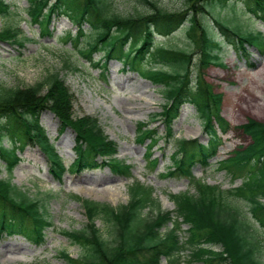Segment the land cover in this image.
<instances>
[{"label":"rangeland","instance_id":"rangeland-1","mask_svg":"<svg viewBox=\"0 0 264 264\" xmlns=\"http://www.w3.org/2000/svg\"><path fill=\"white\" fill-rule=\"evenodd\" d=\"M4 1L12 6L13 12L9 16L0 17V29L6 25H11L19 31L16 39L12 37L0 39V81L7 86H29L45 79L52 73H57L73 93L74 115L81 116L85 114L96 117L105 134L117 143V156L128 163L134 164L132 175L145 184L154 187L153 196L159 201L160 210H171L172 219L176 221L168 223L162 231L171 227L173 223L176 224L175 222H178L179 217L181 224L176 225L178 227L177 231L180 239L185 240L189 229L188 221L193 225L195 224L192 220L198 223L195 214H202L201 217L206 219L203 213L206 214L207 207H205V210L202 209L199 213H196L195 207L190 204V208L186 211L187 214H183L178 210L177 204L175 205L170 201L171 198L168 194L183 192L190 188L191 184L188 176L178 172L167 177L161 175L165 169L172 167L169 165L170 160L167 156L172 151V143L164 146L165 155L160 149H154L153 156L158 157L159 162L157 167L151 170L147 167L145 159L142 158L145 143L137 144L133 141L137 121H149L153 117L157 118L156 114L161 110V105L163 103L168 104L173 94H176L177 97L176 85L174 90L164 95L156 84L140 77L136 70L123 69L121 63L116 59L108 62L103 78L99 73V69L91 66L93 62L86 61L84 57L79 55L80 53L77 50L79 45L83 48L86 46L84 42L87 35L92 33L91 27H95V22H99L100 19L99 28L96 27L98 36L105 35L112 28H116V31L125 32L128 31L131 24L124 28L121 27V23L132 20L118 21L113 19V16L130 18L131 15H134L139 19L140 14L147 13L155 5L149 4L148 0H107L110 4L107 16L105 10L103 12V8L98 9L97 14L99 16L97 18L91 16L85 20L84 15L82 19L84 30L81 29V32L85 36V41L83 42L80 39L76 42L69 40L75 34L77 28V24L69 15L63 14L54 17L49 26L54 28L53 36L49 38L42 37L39 34L38 25L31 22L27 16L28 0ZM95 1L96 3L101 2V0ZM151 1H155L160 7L171 11L184 9L186 4V0ZM244 2L245 0H213L205 8L207 13H202L200 10L197 14L199 25L206 27L211 37L220 42L221 49L219 51L213 50V52L218 53L222 63L211 64L199 70L202 77L201 80L198 78L196 83L202 81L204 84H209L208 87L212 89H209L211 95L218 97V114L224 121L230 123L231 130L223 135L222 144L218 148L217 155L210 159L212 165L205 169L200 165H195L192 168V174L195 176L205 174L207 180L211 184H218L221 191L240 184V179H231L224 171L217 170L215 167L216 160L228 156L240 146L247 145L250 132H245L244 129H246L248 123H252L250 118L264 119V55L255 48L256 44L254 42L253 45L245 44L246 53L239 52V48L229 37L231 35H246L264 41V38L258 35V31L264 34V25L258 17L247 22L248 14L244 9ZM262 2L264 3V0ZM189 17L190 14H187L184 23L166 37H163L165 32H162L160 28L150 30V27L154 24L148 19L149 48L156 50V54L151 50L148 58L145 57L144 60L147 61L153 58L155 54V56L159 55L163 63L167 62L168 65L177 66L180 63L178 58L180 56L176 53V48L170 47L173 53H168L171 52L168 50L155 49L152 37L156 36L157 41H161L164 45L188 46V30L191 25L190 20H192ZM211 17L217 18L224 24L222 26L223 30L214 25L213 22L211 23ZM239 28L243 30V33L240 32ZM68 34L69 37H65ZM119 37L115 36L116 39ZM137 38L139 42L140 36ZM158 52H163V54ZM100 55L101 52L97 51L92 54L94 59H98ZM200 56L201 51H197L196 48L189 53L188 59L190 61L187 62V76L189 73L192 85L196 84L192 77L197 78L195 76L196 70L192 73V69H195L199 64ZM180 59L183 63L184 60L181 57ZM187 95L194 98L191 93ZM221 98L222 100H220ZM198 104L201 105L199 114L191 104L185 103L182 106L178 118L173 123V132L177 138H197L200 142H206L207 137L202 132V113L205 109L202 97L198 99ZM40 122L51 141L55 142V146L63 160L68 164L74 155L72 149L74 145L73 131L69 128L64 129L62 132L59 131L60 124L57 118L48 110L42 112ZM153 125H156L160 132L163 131V126L159 121L153 123ZM236 125L239 129H235ZM159 144H162V142H159ZM243 149L245 150V148ZM18 154L20 161L11 172V182L31 195H44L46 192L54 194L46 200L47 213L53 225L45 230V242L41 245H34L21 235L1 234L0 264H71L64 254L76 258L79 254V248L71 244L66 237L59 233V230L62 228H80L84 222V215L79 200L72 198L70 194H75L81 199L107 202L116 206L127 202L128 180L114 175L106 167H102L96 170H80L79 172L67 171L61 181L57 182L49 175L47 160L40 153L37 146L27 145ZM1 175L6 176L5 171ZM85 176L89 179L100 178L102 180L100 183L93 180H80ZM260 178L258 187H264V174L260 173ZM251 184H254V182H250ZM93 188H96V190ZM256 197L260 196L257 195ZM237 202L243 208L246 207L245 203L238 200ZM154 212L155 208L143 210V213L147 216ZM207 213L210 215V212ZM249 220L256 231L263 234V254L257 257L259 254L255 252L243 253L245 260L242 263L241 256H235L232 253V249L227 246L224 238L217 239V242L213 244L205 241L213 249L212 252H221L218 255L219 257L216 256L217 264H264V229L260 228L254 220L250 218ZM96 222L97 225H101L100 220H96ZM198 227L201 232H204L201 226ZM103 228L107 230L108 225L106 224ZM158 236V230H153L150 233L152 242L156 241ZM202 252L208 256L213 254L210 251L204 252V249H202ZM178 256L181 263L188 264L192 258L190 247L181 248ZM195 262L193 261L191 264ZM161 264H169V261L167 258L161 257Z\"/></svg>","mask_w":264,"mask_h":264},{"label":"trees","instance_id":"trees-1","mask_svg":"<svg viewBox=\"0 0 264 264\" xmlns=\"http://www.w3.org/2000/svg\"><path fill=\"white\" fill-rule=\"evenodd\" d=\"M186 3L185 10L191 9L194 12L196 7L200 10L204 9L203 0H187ZM47 4L50 5L48 10L56 8L68 9L70 12L73 10V17L76 20L81 19V15L83 16L85 12H99V8H103V12L105 10L107 16L110 9L107 0H101L99 3H96L95 0H55L51 4L50 0H31L30 14L33 21L38 20L39 14ZM154 7V12L157 13L155 15L163 11L156 6ZM53 11L50 10V12ZM7 13L8 5L0 0V15L5 16ZM105 14L103 13V15ZM160 15L163 17L161 23L170 28L173 26L174 18L179 17L181 12H165ZM113 17L118 21H127L125 17ZM43 18L42 22L49 18V15H45ZM191 18V26L188 31L196 42V46L198 45L199 48L203 46L205 58L201 61L205 64L212 57L210 55L212 49V45H209L210 38L203 26L199 27L201 33H197L196 19L193 16ZM121 24L124 25V22ZM15 32L10 26H4L0 30V39L15 38ZM144 50L145 48H142L141 51ZM141 51L135 53L140 55ZM137 55H135V59ZM188 61V58H185L184 62L177 66V69L185 70ZM184 75L177 73L175 77L177 85L180 84L179 87L177 86V90L179 88L177 100L182 95H187L185 90L187 83H185ZM161 77V80H169L165 75H161ZM199 92L205 106L203 113H206L205 116H207L205 130L214 137L216 132L207 113L209 115L213 114L214 118L220 123L223 122V119L217 114L218 97L211 95L209 89L204 86L199 88ZM72 100L73 94L57 74H51L46 80L24 87L6 86L0 82V159H2L3 166L8 174H11L14 165L18 161L16 151L22 149L27 143H35L47 154L56 176L60 175L62 165L59 157L53 146L48 142L43 127L39 125L37 119L39 113L44 109L54 112L62 126L68 125L75 130L78 157L73 166L78 168L92 167L94 165L92 158L95 154L110 156L111 152L114 151V147L106 140L97 120L87 115L74 118ZM172 109L174 111V108ZM173 111L166 108L164 116L167 118L172 117ZM251 121L252 123H248L245 130L250 128L247 132H250L256 138L255 142L262 145L254 152L258 155L264 152V126L262 127V124L253 119ZM5 140L8 145L4 144ZM182 151L185 154V161L182 165H189L196 160L198 155H205L208 150L203 145H195L194 141H186L182 143ZM117 170L124 172L119 167H117ZM129 194L128 203L117 207L93 200H82L88 220L87 223L79 229L62 230L70 243L79 246L81 250L77 258L67 257L71 264H160V255L173 257L179 251L180 246L177 237L170 234L159 239L155 244L151 243L150 231L160 229L168 221V215L160 211L155 217L142 216L144 208L157 205L151 190L135 183L130 186ZM47 196L49 195L47 194ZM98 218L108 225L106 232L110 234V239H107L104 232L96 225L95 221ZM27 219L30 224L26 223ZM50 223L42 197H32L16 187L11 182L10 177H0V234L18 233L32 242L40 243L44 239V229ZM210 225L214 234L225 239L227 246L232 249V253L235 256H241L243 263L245 260L243 253L246 252L243 250V245L235 239V234L232 232L226 233L218 224H213L211 220Z\"/></svg>","mask_w":264,"mask_h":264},{"label":"bare ground","instance_id":"bare-ground-1","mask_svg":"<svg viewBox=\"0 0 264 264\" xmlns=\"http://www.w3.org/2000/svg\"><path fill=\"white\" fill-rule=\"evenodd\" d=\"M152 5H153V4H152ZM153 6H154V5H153ZM152 8H153V7H152ZM246 20H247V22H249L248 19H246ZM160 47H164V48H165V47H169V44H167V45L161 44ZM162 49H163V48H161V50H162ZM172 71L175 72V71H177V70L174 68ZM178 71H179V74H181L182 69H179ZM156 72H158V73L160 72V67H156V68L154 67V68H152V69H150V70L147 71V73H156ZM81 179L84 180V181L93 180V181H95L96 183H100V182H101L100 179H93V178H92V179H89V178L86 177V176L83 177V178H81ZM93 189L96 190V188H93ZM214 208H215V210L219 211L217 207L214 206Z\"/></svg>","mask_w":264,"mask_h":264}]
</instances>
